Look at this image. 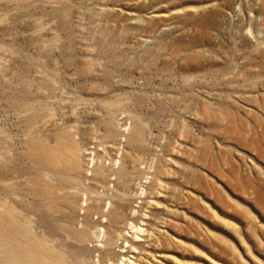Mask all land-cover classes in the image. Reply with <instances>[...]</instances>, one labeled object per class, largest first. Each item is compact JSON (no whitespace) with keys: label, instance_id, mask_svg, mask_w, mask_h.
Here are the masks:
<instances>
[{"label":"rangeland","instance_id":"obj_1","mask_svg":"<svg viewBox=\"0 0 264 264\" xmlns=\"http://www.w3.org/2000/svg\"><path fill=\"white\" fill-rule=\"evenodd\" d=\"M0 220L56 264H264V0H0Z\"/></svg>","mask_w":264,"mask_h":264},{"label":"bare ground","instance_id":"obj_2","mask_svg":"<svg viewBox=\"0 0 264 264\" xmlns=\"http://www.w3.org/2000/svg\"><path fill=\"white\" fill-rule=\"evenodd\" d=\"M43 165L47 169L48 164L43 163ZM100 171L106 172L105 168H102ZM0 222L3 223L1 220ZM1 223L0 261L4 264H44V262L48 264L59 263V257L55 254V252L45 248L40 241L33 240L32 243L26 245L20 241L18 235L14 232L15 228L11 229V227L10 229L8 228L9 230H5L1 227L2 225L4 226V224ZM99 238L101 237H98V239Z\"/></svg>","mask_w":264,"mask_h":264}]
</instances>
